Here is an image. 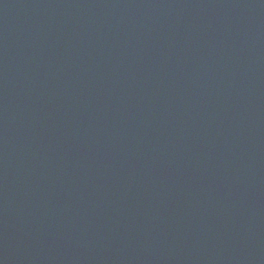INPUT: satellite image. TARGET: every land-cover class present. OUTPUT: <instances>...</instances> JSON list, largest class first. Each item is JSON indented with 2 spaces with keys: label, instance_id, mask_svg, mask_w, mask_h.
<instances>
[{
  "label": "water",
  "instance_id": "obj_1",
  "mask_svg": "<svg viewBox=\"0 0 264 264\" xmlns=\"http://www.w3.org/2000/svg\"><path fill=\"white\" fill-rule=\"evenodd\" d=\"M0 264H264V0H0Z\"/></svg>",
  "mask_w": 264,
  "mask_h": 264
}]
</instances>
